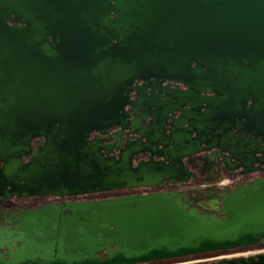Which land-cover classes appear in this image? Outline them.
<instances>
[{"label":"water","instance_id":"1","mask_svg":"<svg viewBox=\"0 0 264 264\" xmlns=\"http://www.w3.org/2000/svg\"><path fill=\"white\" fill-rule=\"evenodd\" d=\"M136 79L158 82L174 126L127 118ZM226 121L264 127V0H0V196L186 183L215 170L199 153ZM126 128L139 138L123 145ZM235 158L252 172L264 147ZM222 205L202 213L163 191L45 206L0 231V264H127L264 241V178ZM236 264H264V252Z\"/></svg>","mask_w":264,"mask_h":264},{"label":"flooded vegetation","instance_id":"2","mask_svg":"<svg viewBox=\"0 0 264 264\" xmlns=\"http://www.w3.org/2000/svg\"><path fill=\"white\" fill-rule=\"evenodd\" d=\"M9 24H12L7 20ZM168 81L165 82V84ZM157 81H144L136 79L128 88L131 105H127L128 119L137 118L143 119L145 124L152 122L153 116L156 118L166 117L174 126L176 124L175 118L180 115V111H169L171 105L169 101H165V97L152 93L150 90L152 86H156ZM172 86L185 87L183 84L176 82L171 83ZM210 94V93H209ZM164 95V94H163ZM149 99L158 104L157 108L148 107L141 104L143 100ZM187 107V105H186ZM153 115V116H152ZM154 117V118H155ZM234 122H223L224 129L209 134L211 146L207 150L199 153L200 157L213 162L215 170H207L204 175L197 178H191L186 183H169L164 182L154 187H137L127 189L105 190L93 193H85L78 195H45V194H31V195H8L0 196V231L5 235L12 233L19 229L23 223L28 222V213L45 206L60 205L68 202L77 201H91L102 200L111 197H120L130 194H145L150 192L173 191L181 193V198L189 204V207H196L202 213H213L216 209L217 213L223 209L222 201L224 197L232 192L237 187L253 185L257 179L264 178V164L255 162L252 172H243V166H237L238 160L236 156L241 157L242 153H250V150L256 151L260 147H264V127H255L260 132L259 135L252 134L244 130L236 129L233 126ZM120 130L119 126H114L108 129V135ZM255 130V131H256ZM96 133H93L94 136ZM139 135L135 132H129V129H124L121 134L122 144L127 141L138 140ZM43 137L38 136L32 140L31 150H35L38 146L43 144ZM115 139L112 138L106 141V144L111 145L110 154L117 155L122 148L120 142L116 145L112 144ZM120 146V147H119ZM239 147V148H238ZM249 151H248V150ZM250 155H248V158ZM148 154L138 155V161L147 159ZM256 159L259 153L253 154ZM30 155H25L21 158L22 163H26ZM225 161V164L222 163ZM242 162V160H240ZM3 163L0 161V165ZM233 167L232 169H224L223 166ZM6 252V249L2 250ZM264 252V241L254 245L239 246L228 249L214 250L208 252H201L189 255H181L167 258H158L147 261L132 262L127 264H236L246 262V259L253 255H258ZM107 257V252L102 253V258Z\"/></svg>","mask_w":264,"mask_h":264}]
</instances>
